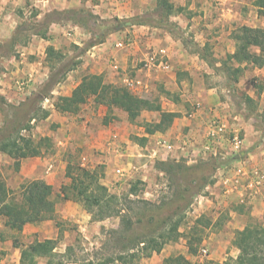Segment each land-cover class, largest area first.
<instances>
[{
    "label": "crops",
    "instance_id": "1",
    "mask_svg": "<svg viewBox=\"0 0 264 264\" xmlns=\"http://www.w3.org/2000/svg\"><path fill=\"white\" fill-rule=\"evenodd\" d=\"M215 1H219L218 4L216 3L217 6H222V8L216 10L224 11L220 15L226 16L228 19L231 18L230 13H233V7L230 4H232V0H201L197 3L195 0L193 2L172 0L176 6L195 11L191 15L183 13L174 16L172 21L174 20L173 22L181 30L193 32V40L194 43L198 44V47L207 44L216 45L218 40V45L213 49L216 50L215 56H219L218 53L226 54L222 49V42L227 37L225 38L221 34V38L224 37L223 41L216 37L210 40L211 38H206L202 33L203 31L200 32L201 30H199L200 27L209 26V23L212 22L207 17L213 14L211 8ZM76 10L99 14L101 18H110L113 15L119 18H130L142 11L133 0H0V53L5 42L12 41L20 34L19 30L22 27L19 26L25 18H28L27 16L30 13H35L33 19L40 23L41 20L53 13ZM202 10L205 13H202ZM197 12L200 15L196 17L195 13ZM204 18H206V21ZM49 25L48 32L33 33L32 38L43 41L46 39V42L53 44V46H56L59 37L63 39L62 35L65 37L68 35V38L75 40L78 45H83L84 41L91 38V34L83 31L82 27L76 26L77 32L82 31L84 34H82V37H75L74 39L70 31V29L74 30L70 20L52 21ZM189 43L191 42L186 41L183 36L177 37L175 33L167 29L152 26H131L124 31L109 34L105 42L87 50L84 58L86 64L67 74L62 89L65 87L71 89L72 87L71 92H73L79 82L75 79L76 75L71 74H79L90 66H93L92 71L98 74H111V83L123 82L133 90L148 91L153 86V78L156 75L157 78H161L160 82L165 84L170 92H179L180 100L175 101L164 98L166 102H163L164 106L165 103L169 106L167 112L176 113L178 117L165 131L148 134L144 127L133 126L129 119L104 126L97 123L95 125L93 121L97 120L99 116L103 119L107 114V110L105 108L103 111L102 108L98 113L90 110L86 115L87 120L82 122L80 127L75 122L77 117L72 116L70 120L61 121L60 130L70 132V135L64 142L59 141L58 145L61 143L68 144L72 139V135L76 136L74 131L80 128L83 135L80 137L87 142L88 147L87 154L83 156L84 168L93 171L97 169L98 164H103L104 167H100L102 170V174L99 176L100 182L109 189V192L116 193L119 187L123 186L122 183L125 184L133 176H138L137 178L144 183L148 181L152 183L153 181L149 177V170L147 169L154 168L157 172L154 164L158 160L166 161L180 158L182 155L198 158L201 155H210L204 150V146L211 124L214 121L228 124L231 133L226 138L229 142L226 151L232 152L231 141L235 136H239L242 139L240 153L232 152L235 158L232 167L219 170L216 175V183L208 187L209 195L199 197V206L209 203L210 207L212 205L217 210H221L217 219L222 213L227 218L221 227L208 228L207 237L202 242L200 264H227L230 261H235L240 254L239 249L234 245L236 233L245 229L254 220L264 226V132L254 128L251 124L253 118L247 114L244 108L241 109V113H236V103L233 97L228 95L230 88L227 79L224 78V82L219 83V85L214 83L213 79L216 78V71L220 73V66L223 64L215 63L212 66L200 50L192 53L189 49ZM30 45V47H22L18 44L16 49L19 50L18 53L25 56L35 52L33 44ZM235 50L236 47L235 49L232 48L228 51V54H233ZM161 51L163 52L162 66L148 68L145 63L146 60L151 55H156ZM13 64L9 75L10 80L4 81V87L18 90L21 88V83H24L19 78L25 77L24 74L29 73L32 66L25 60L21 62L14 61ZM26 66H30V69H27ZM242 67L246 68V65ZM29 78L32 79L33 75H30ZM60 85L63 84L60 83ZM239 86H242V84ZM15 90L14 93L17 94ZM53 94H55V91H53ZM247 96L253 98L250 94ZM52 100H55V98ZM49 101L51 99L46 100V102ZM54 112L57 111L55 109L50 111L48 120L58 122L59 119L54 116ZM149 113L154 114L155 112L145 111L140 118L148 116ZM66 114L68 113H61V115ZM62 120L65 119L62 118ZM155 122L159 123L160 120L156 119ZM136 139L139 141L137 142ZM142 139L145 142L142 143ZM218 152L220 151L216 148L214 153L211 154L216 156ZM241 153L245 154L236 159V156ZM194 161L193 158H190L188 163L191 164ZM62 163L59 154L46 155L42 151L38 157L22 160L17 179L20 182L27 179L43 180L53 187L54 193L59 192L63 197L69 196L61 192L62 186L70 182L64 170L61 169L63 168ZM140 171L142 174H140ZM159 174L163 175L160 171ZM259 176L263 177L261 182H258ZM63 203L60 202L56 205V213L66 218L73 215L72 210L78 211L80 208L72 200ZM47 224L45 222L39 225L27 224L23 231L24 233H31L34 237H40L44 233L43 237L45 238L38 241L54 239L53 237H47L45 232ZM6 229L7 227L4 225L3 230L0 231V264H22V248L27 245H20V247L14 245L11 240L5 238L4 232H6ZM11 231L16 232L9 229V232ZM33 242L35 240L29 244ZM56 250L57 248L55 252ZM204 250L207 251V254H204ZM163 251L164 249L161 253H155L152 257L146 258L148 260L147 264L154 262L155 264H163L164 259L169 257V255L164 256ZM44 260L40 259L38 264H47V261Z\"/></svg>",
    "mask_w": 264,
    "mask_h": 264
},
{
    "label": "rangeland",
    "instance_id": "2",
    "mask_svg": "<svg viewBox=\"0 0 264 264\" xmlns=\"http://www.w3.org/2000/svg\"><path fill=\"white\" fill-rule=\"evenodd\" d=\"M137 5L138 8H141L142 11L136 15H148L151 14L157 5L158 0H133ZM172 1V0H171ZM190 2H193V0H187ZM196 3L201 0H195ZM231 1V0H230ZM255 0H232V4H230L233 7V13L231 14V18H226V16H221L220 14L224 13V11L220 12L219 8H222V6H217L219 1H215L212 6V13L207 17L209 21H212L209 23V26H203L200 27V32L205 35L206 38L213 40L214 37L219 38V40L224 41L222 42V49L226 52V54L218 53L219 56L216 55L215 46L218 45V40L215 44H207L202 47H198V44L194 43L193 40V32L190 30H181L180 32H175V34L178 36H183L186 41L191 42L189 43V49L192 51V53H195L197 51H201L202 55L205 57L206 60L210 62L212 66H214L215 63H222L223 65L220 66V73L219 71H216V78L213 79L214 83L217 85L222 84L225 79H227V84L230 88V93L228 95H231L235 101V110L236 113H241V109L244 108L247 111V114L251 116L253 119L251 120V124L254 126L255 129L261 130L264 132V68H258L254 67L251 64L246 65V68L244 69L243 73L239 76V78L236 80V77L230 76L229 73L226 71V66L224 65L225 61H227L228 58V51L232 48L235 49V41L233 39V32L238 27L241 26H251L254 28H263L264 29V17L260 16L257 13L256 8L253 6ZM143 7H142V6ZM198 9V8H197ZM201 11V10H200ZM202 13H205L204 10H202ZM219 11V13H218ZM195 11H189L187 10L185 13L191 15V13H194ZM216 12V13H215ZM196 17L200 15L199 12L195 13ZM35 13H30L25 18L23 23L19 26L22 27L19 30L18 36H16L15 39L12 41H7L3 44V48L0 53V129L4 126L5 119L8 117V114L13 111L15 107H19L24 102L27 101L28 97H32L36 92L39 91L40 87L48 80L51 73H56L59 69L63 68L64 65L68 64L70 65L72 61H80V64L76 67L74 70H78V68H81L83 64H86V60L84 59L87 52V46L91 39L93 37L98 38L106 35V30L112 27L116 24V19H119L120 21H127L133 19L135 16L130 18H119L118 16L113 15L110 18H101V15L94 14L92 12H87L85 10H76L72 12H65V13H53L49 15L48 17L44 18V20H41L40 23L36 22V19H33ZM204 16V15H203ZM228 17V16H227ZM236 17V18H235ZM70 20V23L73 25V29L71 30V34H73V38H79L82 37L84 34L82 31L77 32L76 26L82 27L83 31H86L88 34H91V38L84 41L83 45H78L75 43V40H70L67 37L63 36V39L59 37V40L56 44V46H53V44H48L45 39V41L40 39H33L32 34L33 33H44L48 32L49 24L52 21H62V20ZM206 18H204L205 20ZM221 19V21H220ZM198 20V19H197ZM207 20V21H208ZM174 21V20H173ZM199 21V20H198ZM206 21V20H205ZM204 21V22H205ZM216 23V24H214ZM205 24V23H204ZM126 30V29H124ZM122 30V31H124ZM208 31V32H207ZM76 32V34H75ZM227 33V34H226ZM221 34L224 35L223 38H221ZM70 37V36H69ZM108 37V36H107ZM221 38V39H220ZM79 41V39H77ZM20 44L22 47H30V44H33V47L35 48V52H32V54H26L25 56H22L20 53H18V49H16V46ZM188 44V43H187ZM220 46V44H219ZM50 47H54L59 55L61 57L58 58H51V62L47 61L48 58V50ZM20 49V47H18ZM34 51V50H33ZM27 61L30 66H32L31 70L26 72L24 74L25 77L19 78L21 81H24V83H21V88L18 90L4 87V81L10 80V73L12 71L13 62L14 61ZM22 65V64H21ZM230 65L232 67H236V63L230 62ZM30 66H26L27 69ZM225 66V67H224ZM93 66H90L87 70H84L83 72H80L79 74H71L76 75L75 79L80 83L82 78L90 75L97 74L95 71H92ZM30 69V68H29ZM220 74V75H217ZM30 75H33V78H29ZM103 75L106 82L111 83L112 75L103 73L100 74ZM68 76V75H67ZM67 78V77H66ZM225 78V79H224ZM31 79V80H30ZM161 78H157L156 75L153 78L152 87L148 91H141V90H133L130 88V86H126L123 82L116 83V85L124 86L128 88L132 93L149 100L153 103V105H160L161 110L154 111L155 113H149L148 116H142L139 117L137 121L130 123L133 126L138 127H144L146 123H158L155 122L157 120H161V115L163 112L168 111V105L165 103V106L163 102H166L164 98H168L170 100L178 101L180 100L179 92H170L165 84H162L160 82ZM66 80V79H65ZM64 80V81H65ZM64 81L61 83L63 85L58 84L53 91H55V94H51V96L48 99H51V101L46 102V100L42 103V108L44 111L50 112L51 110H56L57 112L54 114V116H57L59 121L56 120H48L47 118H43V113L39 114L40 117H38L36 120H33L32 122V129L30 132L22 131V134L24 135H31L32 138L38 143L40 139H46L48 142L46 146L43 147L42 151L46 155H56L59 154L60 158L62 159V166L65 172V175H67L68 165L71 168V173L73 175L78 174L79 169L84 168L83 163L85 154H87V142L83 141L80 136H83L80 128L76 129L74 133H76V136L72 135V139L69 141L68 144L61 143L58 145L59 141H65L68 139V136L70 135V132H64L63 130H60L61 128V121H67L70 120V117H74L77 119L75 122L78 124V127L82 125V122L86 121V115H88L89 111H95L96 113L99 112L100 109L103 108V111L107 110L106 116H104L103 119L97 117V120L93 121V124L97 125H109L111 123H114L116 121L124 122L125 119L128 120L127 114L119 109L112 108L111 110L108 109V107L104 105H97L94 100L92 99L91 102L88 101V103L81 105L79 108V111L74 113V115H61V113L57 110L56 103L58 102V98L64 95H72L73 88L71 87H65ZM114 84V83H111ZM242 84V86H239ZM70 86V85H69ZM14 90L17 92V94L14 93ZM252 95V99L254 100V103H246V97L247 95ZM61 95V96H60ZM55 98V100H52ZM231 100V99H230ZM53 105V107H52ZM157 112V113H156ZM191 112V111H190ZM144 113V112H143ZM142 113V114H143ZM52 114V112H51ZM146 114V113H145ZM7 115V116H6ZM256 115H260V117H257ZM262 115V117H261ZM50 116V115H49ZM64 118L65 120H62ZM151 121V122H149ZM97 123V124H96ZM73 133V134H74ZM81 134V135H80ZM138 142L139 140L136 139ZM229 142L227 139L221 143L220 146L217 147V149L221 152H218V154L215 156L213 154L210 155H201L198 157H186V156H180V158L175 159H182L189 161V159L193 158L194 163H191L189 165H197L198 163L205 161V160H211V159H221L226 160L229 158L234 157L232 155L231 151H226V148H228ZM243 152V151H242ZM190 156V154H188ZM240 155V154H239ZM235 159V158H234ZM91 161V159H90ZM162 161L158 160L157 162ZM92 162V161H91ZM156 162V163H157ZM235 161L229 162L225 167L219 168L216 172H219V170L226 169L227 167L231 168ZM156 163L154 164L156 166ZM0 176L5 182L7 183L8 187L10 189L14 190V198L16 201L21 200V185L27 180H24L20 182V180L17 179L18 172L15 171L14 167V161L9 156L3 154L0 152ZM61 165V164H60ZM104 167L103 164H98L96 167L97 169L93 170L98 173V177L102 174L101 168ZM86 169V168H84ZM70 170V169H69ZM92 170V169H91ZM149 170V177L153 181L152 183L148 182H142L138 176L131 177L128 181L123 184L122 187H119L118 191L116 193H111L112 195L117 196L118 198L124 199L125 197H128L130 193H134L135 196H131L130 199L132 200H148L151 202L160 203L163 198H168L171 193V189H169V182L167 176L160 175L159 170L157 172L153 169L148 168ZM140 174L142 172L140 171ZM67 177V176H66ZM216 178V176H215ZM100 179V177H99ZM70 181L69 184L63 185L61 188V192L64 194H68L69 196L63 197V195L59 192L54 193L53 199L56 201V205L60 202H66L68 200H72V202L79 205L78 211H71L72 216H69L68 218L64 217L63 215L56 213L55 218L53 220H47L44 221L45 223H48L47 227L45 228V232L47 233V237H53L54 239H58V247L56 252L62 256H64L65 261H70V264H122L121 262L114 261L118 256L120 255H126L127 247H131L132 240L135 237L134 232H131L128 236V240L123 238L122 235H119L115 232H118L119 230L124 229V219L113 216V217H104L102 219H98L97 212L98 210L95 208L94 214H90L87 212L84 205L80 202H76L75 199L72 196V193L69 191V186L71 185L72 181L70 178H68ZM101 183V182H100ZM208 188L199 196H197L194 199L193 204L190 206V208L187 210L185 214V218L182 224L181 231L185 234L187 237L190 233V230L192 228L197 227V219L200 217H205L203 224L207 221L208 218L212 219V225L210 227L212 228H218L216 226V223L219 221H225L226 215L221 214L219 218L217 219L218 213L221 212V210H217V208H214L212 205L210 207L209 203L202 204V206H199V197L200 196H208ZM63 203V204H64ZM129 206L134 209L133 211L130 210L128 216L131 215V217L136 216V211H138L139 208H137L132 203L129 204ZM215 219H217L215 221ZM43 223V222H41ZM39 223V224H41ZM260 222L252 221L249 224H259ZM37 224V225H39ZM5 225V219L0 217V231L3 230V227ZM137 226L136 228L139 229V232H141L140 227ZM209 227V229H210ZM205 229V228H203ZM5 231V230H4ZM138 231V230H137ZM208 229L204 231L203 239L207 237ZM138 233V232H135ZM144 233V231H142ZM5 238L11 240L14 245L19 244L20 245H28L31 241H38L43 240L45 237H43V234H41L40 237H34L31 235V233L24 231L22 232H9V229H6V232H4ZM3 235V234H2ZM4 238L3 236H1ZM186 237L181 238L178 242L170 243L166 245L164 248V256H177V255H184L186 258L191 260L193 263H200L201 258V246L199 247L198 253L196 256H192L187 247L186 243ZM41 238V239H40ZM131 239V241L129 240ZM68 247H71L68 251ZM1 255V254H0ZM1 259V258H0ZM128 264H147L148 260L145 259H138L136 258H128ZM45 261V260H44ZM152 264H155L152 263ZM202 264V263H201Z\"/></svg>",
    "mask_w": 264,
    "mask_h": 264
},
{
    "label": "trees",
    "instance_id": "3",
    "mask_svg": "<svg viewBox=\"0 0 264 264\" xmlns=\"http://www.w3.org/2000/svg\"><path fill=\"white\" fill-rule=\"evenodd\" d=\"M253 6L257 13L264 17V0H255ZM186 11L187 8L176 6L171 0H158L151 14L136 15L127 21L116 19V24L106 30L105 36L91 39L86 50L105 42L109 34L131 26H152L167 29L172 33L180 32L181 29L172 21V17ZM233 39L236 50L228 55L224 63L230 76H235L237 80L245 69L243 65L251 64L254 67L264 68L263 28L238 27L233 32ZM57 56L61 57L54 47H50L47 61L51 62V58H58ZM230 62L236 63L238 67H232ZM79 64L80 61L75 60L70 65H64L56 73H51L39 91L32 97H28L22 105L15 107L5 119L4 126L0 129V152L13 159L16 172L20 171L22 160L40 156L48 142L42 138L37 143L30 134L24 135L22 131L30 132L32 122L40 117L39 114L43 113L44 119L50 115V112L42 108L43 101L51 96L54 88L64 81L67 74L76 69ZM91 98L97 105H104L109 110L116 108L124 111L131 122L137 121L145 111L159 112L161 110L160 105L154 106L152 102L132 93L128 88L106 82L104 76L100 74L82 78L72 95L60 97L56 107L61 113L74 114ZM249 102L254 103V100L248 96L246 103ZM256 116L260 117V115ZM177 117L176 113L163 112L159 123L144 125L146 132L154 134L156 131H165ZM141 141L145 142L144 139ZM234 160V157L226 160L211 159L197 165H189L182 159L157 162V170L167 176L168 187L171 189L170 196L163 198L160 203L144 199L134 201L130 199L131 196H135L133 191L124 199L118 198L100 183L98 173L95 171L81 168L78 174L73 175L68 165L66 176L72 181L69 191L73 198L76 202L82 203L88 213L95 215L96 208L99 220L113 216L123 218L124 229L115 233L127 240L129 234L134 232L135 237L131 247H127L126 255H120L114 260L128 264V258H150L155 253H161L166 245L185 238L181 228L187 210L197 196L216 183L217 170ZM53 196V187L45 181L29 180L21 185V200L16 201L14 190L10 189L0 176V217L5 219L7 228L17 232H22L27 224L53 220L56 214V201ZM130 203L139 208L135 212V217L128 216L130 210H134L129 206ZM204 218L197 219V227L192 228L186 237L188 251L192 256L198 253L203 242L204 231L212 225L211 218L203 224ZM223 223L219 221L216 226L221 227ZM137 226L140 227L141 232L136 228ZM57 245L58 240L47 239L24 246L22 264H38L40 259H45L47 264H70L69 260L65 261L64 256L55 252ZM234 245L239 249L240 254L235 261L227 264H264V226L248 224L245 229L236 233ZM16 246L20 247L19 244ZM70 248L68 247V251ZM163 264L200 263H193L184 255H177L165 258Z\"/></svg>",
    "mask_w": 264,
    "mask_h": 264
},
{
    "label": "built area",
    "instance_id": "4",
    "mask_svg": "<svg viewBox=\"0 0 264 264\" xmlns=\"http://www.w3.org/2000/svg\"><path fill=\"white\" fill-rule=\"evenodd\" d=\"M163 52H159L156 55H151L146 60V66L148 68L151 67H160L163 64V58H162ZM230 129L228 127V124L221 122V121H214L209 129L208 135L206 137V143L204 146V150L208 153H214L216 148L221 145L223 141L226 140L227 136L230 134ZM242 146V139L239 136H235L233 140L231 141V147L232 152L240 153V149ZM263 179L262 176H259L258 182H261ZM204 254H207V251H203Z\"/></svg>",
    "mask_w": 264,
    "mask_h": 264
},
{
    "label": "water",
    "instance_id": "5",
    "mask_svg": "<svg viewBox=\"0 0 264 264\" xmlns=\"http://www.w3.org/2000/svg\"><path fill=\"white\" fill-rule=\"evenodd\" d=\"M128 24H130V23H128ZM245 153H241L240 155H237L236 156V159H239L241 156H243Z\"/></svg>",
    "mask_w": 264,
    "mask_h": 264
}]
</instances>
